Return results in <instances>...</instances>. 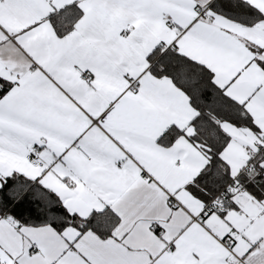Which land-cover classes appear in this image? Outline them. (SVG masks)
Masks as SVG:
<instances>
[{
	"label": "snow or ice",
	"instance_id": "6c2138e0",
	"mask_svg": "<svg viewBox=\"0 0 264 264\" xmlns=\"http://www.w3.org/2000/svg\"><path fill=\"white\" fill-rule=\"evenodd\" d=\"M0 264H264V0H0Z\"/></svg>",
	"mask_w": 264,
	"mask_h": 264
}]
</instances>
